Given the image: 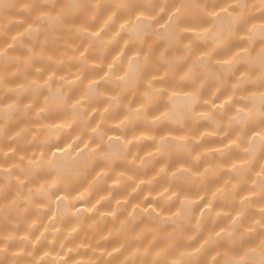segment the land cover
Returning <instances> with one entry per match:
<instances>
[{
    "label": "clouds",
    "instance_id": "obj_1",
    "mask_svg": "<svg viewBox=\"0 0 264 264\" xmlns=\"http://www.w3.org/2000/svg\"><path fill=\"white\" fill-rule=\"evenodd\" d=\"M0 264H264V0H0Z\"/></svg>",
    "mask_w": 264,
    "mask_h": 264
}]
</instances>
